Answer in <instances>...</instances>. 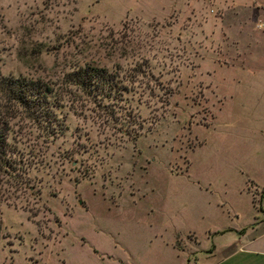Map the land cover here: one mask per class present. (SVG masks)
Wrapping results in <instances>:
<instances>
[{
	"label": "rangeland",
	"instance_id": "1",
	"mask_svg": "<svg viewBox=\"0 0 264 264\" xmlns=\"http://www.w3.org/2000/svg\"><path fill=\"white\" fill-rule=\"evenodd\" d=\"M242 1L0 0V74L45 83L53 117L9 121L0 264H186L225 200L251 221L236 192L264 181V83L235 79L264 57L241 55ZM85 64L115 86L65 81Z\"/></svg>",
	"mask_w": 264,
	"mask_h": 264
},
{
	"label": "crops",
	"instance_id": "2",
	"mask_svg": "<svg viewBox=\"0 0 264 264\" xmlns=\"http://www.w3.org/2000/svg\"><path fill=\"white\" fill-rule=\"evenodd\" d=\"M240 9H244V17L241 19L240 24L244 26L238 30V35L242 44L248 49L242 52L244 58L250 56L264 57V32L261 30L260 34L256 31L255 35H247V29L252 23L263 19L264 14V0H243L237 3ZM249 15V16H248ZM251 22V23H249ZM264 29V28H263ZM252 42V46L246 45L247 39ZM250 47V50H249ZM239 73L238 78L235 79L241 85L254 86L255 82L264 83V67L249 68L246 65L236 67ZM262 68V69H261ZM248 80V81H247ZM258 80V81H257ZM247 81V83H246ZM264 119V115L261 116ZM264 166H260L263 168ZM250 182L252 191L246 187L245 183ZM236 194H246L252 206L251 221L242 226L237 222V207L229 201L225 200L221 207L227 217V225L220 229L207 230L206 234L209 236L211 243L204 249L197 253L194 260H189L185 255L186 264H264V181L256 183L251 178H247L243 186ZM256 195V202L253 203L252 196ZM259 209H257V206ZM242 228V231H239ZM225 235V237L218 242L214 241L217 237Z\"/></svg>",
	"mask_w": 264,
	"mask_h": 264
},
{
	"label": "trees",
	"instance_id": "3",
	"mask_svg": "<svg viewBox=\"0 0 264 264\" xmlns=\"http://www.w3.org/2000/svg\"><path fill=\"white\" fill-rule=\"evenodd\" d=\"M65 79L82 89L95 88L97 92L110 90L116 83L103 68L89 64L74 65L65 73ZM49 91V87L40 80L0 74V174L12 168L7 157L10 151L7 132L9 121L17 109L23 116L51 127L53 117Z\"/></svg>",
	"mask_w": 264,
	"mask_h": 264
},
{
	"label": "built area",
	"instance_id": "4",
	"mask_svg": "<svg viewBox=\"0 0 264 264\" xmlns=\"http://www.w3.org/2000/svg\"><path fill=\"white\" fill-rule=\"evenodd\" d=\"M260 25H262L264 27V23H261Z\"/></svg>",
	"mask_w": 264,
	"mask_h": 264
}]
</instances>
